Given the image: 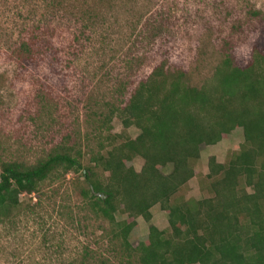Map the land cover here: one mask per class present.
Here are the masks:
<instances>
[{
	"label": "rangeland",
	"instance_id": "obj_1",
	"mask_svg": "<svg viewBox=\"0 0 264 264\" xmlns=\"http://www.w3.org/2000/svg\"><path fill=\"white\" fill-rule=\"evenodd\" d=\"M261 35L264 0H0V157L33 164L65 141L81 143L85 153L88 124L108 112L107 103L123 108L162 62L201 86L225 55L248 65ZM21 40L35 50L32 64L13 53ZM45 42L56 50L53 66ZM111 133L136 139L140 131L114 117ZM243 142L236 129L202 145L195 177L180 195L209 197L201 189L209 161L227 163ZM127 165L140 171L143 161ZM80 178L70 173L44 188L36 211L0 226V264H120L100 231L103 222L79 209ZM21 200L25 208L39 201ZM152 214L150 223L136 219L134 246L147 240L151 225L169 231L167 213L156 206ZM117 220L133 221L122 213Z\"/></svg>",
	"mask_w": 264,
	"mask_h": 264
},
{
	"label": "trees",
	"instance_id": "obj_2",
	"mask_svg": "<svg viewBox=\"0 0 264 264\" xmlns=\"http://www.w3.org/2000/svg\"><path fill=\"white\" fill-rule=\"evenodd\" d=\"M45 44L53 66L56 50ZM256 47L244 67L225 55L201 86L162 62L123 108L107 103L108 112L88 124L87 155L81 143L65 141L33 164L0 157V226L36 211L44 188L74 173L83 184L79 209L103 222L100 231L120 264H264V40ZM13 51L24 62L36 59L26 40ZM114 117L126 130L137 128L138 137L113 135ZM236 129L243 130L239 151L227 163L209 161L201 187L209 197L180 195L195 177L201 146ZM137 158L140 171L127 165ZM24 195L39 201L25 208ZM156 206L167 213L169 231L151 225L147 240L134 246L136 219L150 223ZM121 213L133 221L117 220Z\"/></svg>",
	"mask_w": 264,
	"mask_h": 264
}]
</instances>
